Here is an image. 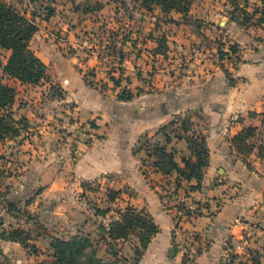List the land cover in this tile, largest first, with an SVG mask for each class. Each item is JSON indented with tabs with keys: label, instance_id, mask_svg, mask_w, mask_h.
Wrapping results in <instances>:
<instances>
[{
	"label": "crops",
	"instance_id": "1",
	"mask_svg": "<svg viewBox=\"0 0 264 264\" xmlns=\"http://www.w3.org/2000/svg\"><path fill=\"white\" fill-rule=\"evenodd\" d=\"M256 8L263 9L264 0H194L187 16L172 11L176 49H170L169 41L167 54L150 53L138 69L143 76L153 71V87L141 76L131 77L144 89L132 90L130 100H118L97 95L80 73L70 71L64 79L66 94L77 104L79 120L69 134L51 125L39 131L47 184L60 188L72 178L83 190L84 183L104 185L102 200L112 208L102 216L106 225L119 217L115 208L128 205L153 217L159 232L136 264H182L186 249L191 250L190 264H232L233 245L242 240L264 252V156L259 154L264 143V21ZM221 43L237 44L241 61L233 52L220 59ZM185 116L192 121L188 132L181 126ZM29 118L31 124L48 122ZM84 122L88 131L80 134ZM246 127L256 132L247 139L250 151L240 152L234 137ZM195 130L208 148L202 180L158 168V156L150 154L157 145L166 146L182 168L184 158L196 159L185 135ZM111 191H119L114 201L108 198ZM1 240L3 253L12 245L22 247Z\"/></svg>",
	"mask_w": 264,
	"mask_h": 264
},
{
	"label": "rangeland",
	"instance_id": "2",
	"mask_svg": "<svg viewBox=\"0 0 264 264\" xmlns=\"http://www.w3.org/2000/svg\"><path fill=\"white\" fill-rule=\"evenodd\" d=\"M8 1L38 23V31L30 45L47 64L50 80L26 86L8 77L3 65L10 52L0 48V79L16 88L11 111L16 118V127L21 129L20 135L8 133L0 140V264H52L56 259L50 244L52 246L57 238L72 240L75 237L87 239L89 243L75 245L67 253V264H74L70 260L75 253L78 262L85 261L84 253H90L92 249H97L98 255L107 262L136 264L134 244L139 241L136 235H131L127 243L111 241L109 246L105 243L102 226L106 221L96 213L97 207L107 205L102 200L104 185L84 183L83 190L80 182L72 178H69L70 184H60V188L47 184L42 168L47 156L41 149L43 133L39 131L51 125L53 131L59 129L69 134L71 124L79 120L77 104L67 99L66 94L64 79L70 71L80 73L97 95L114 96L118 100L125 87L136 93L144 89L131 77L141 76L153 87V71L148 70L149 73L143 76L138 69L151 58L150 53L167 54L169 41L173 42L170 49H176L174 17L164 15L159 8L147 10L139 0ZM122 50L129 58L122 64L123 75L120 72ZM111 75L120 80V86H116ZM147 84L146 87L151 89ZM83 98L89 100L90 96ZM29 116L46 118L48 122L31 124ZM87 122L95 124L92 120ZM85 124L79 126V130L81 127L87 132ZM76 128L71 133L78 131ZM13 226L24 229L25 245H12L6 248L5 254L1 249V234ZM125 243L131 245L130 251ZM115 253L118 256L115 257ZM260 253L251 248L249 260L264 264V252ZM241 262L248 264L246 259Z\"/></svg>",
	"mask_w": 264,
	"mask_h": 264
},
{
	"label": "trees",
	"instance_id": "3",
	"mask_svg": "<svg viewBox=\"0 0 264 264\" xmlns=\"http://www.w3.org/2000/svg\"><path fill=\"white\" fill-rule=\"evenodd\" d=\"M139 1L147 8V10L151 11L155 8H159L166 16L174 10L187 16L194 2V0ZM258 11L260 12V21H264V8ZM243 12L245 13V18L247 20V13L246 11ZM232 18H236V15L232 14ZM37 31L38 23L35 19L30 18L25 11H22L12 2L8 0H0V48L10 51L7 62L3 65L5 75L15 78L22 83L29 84H39L42 81L50 80L47 64L34 52L30 45ZM220 45L222 46V43ZM230 49L236 54V60L241 61L238 55L239 48L237 44H231ZM218 53L220 59L227 57L230 58V55L221 48H219ZM124 58L125 51L122 50L120 53L121 75L125 73V69L122 67ZM110 78L115 82L116 86H120L121 82L115 77V75H111ZM122 92V94L118 95L120 100H130L135 95L129 87L123 88ZM15 95L16 88L4 83L3 80L0 79V140L8 133H12L14 136L20 135L21 129L19 130L18 127H16V118L11 111L12 105L15 101ZM181 126L186 132L190 129L192 130V121L189 116L182 118ZM255 132L256 128L246 127L234 137V143L240 152L250 151L252 146L248 143L247 139L253 137ZM185 135L196 159L184 158L183 161L185 166L183 168L175 161L173 153L166 150V146L157 145L153 148L154 150L150 154L158 156V159L155 160V164L158 168H162V170L168 172L174 169L186 179L196 178L201 181L204 175L203 167L207 163L208 156V148L206 146L205 138L196 130L192 133H186ZM259 154L260 156H264V143L259 147ZM118 193L119 191L109 192V200H116ZM97 208H99V210L97 209L96 213L104 217L112 210L111 207ZM114 210L119 217L109 222L108 225L103 224L105 227L102 226L105 243L109 246L111 241L127 239L131 235H136L139 239V245L134 247L137 262L143 253V249L147 248L152 236L159 232V226L148 212L139 210L132 205H128L124 208L118 207ZM24 232L23 228L13 226L12 229L4 231L1 234V238L17 241L22 245H25V238L23 237ZM83 240V238L81 239L79 237H75L72 240L57 238L55 243H52L54 249L53 254L56 259L52 264H67L65 262L67 253L73 249L75 245L84 242L89 243V240ZM84 254L86 255L85 261L81 260L78 262V255H76V253L72 254L70 261L74 264H116L115 262H107L103 260L98 255L97 249H92L90 253L86 252ZM114 256H118V253H115ZM231 259V261H235L236 256L232 255ZM190 262L191 258L185 255L182 264H190ZM253 263L261 264L259 261Z\"/></svg>",
	"mask_w": 264,
	"mask_h": 264
},
{
	"label": "built area",
	"instance_id": "4",
	"mask_svg": "<svg viewBox=\"0 0 264 264\" xmlns=\"http://www.w3.org/2000/svg\"><path fill=\"white\" fill-rule=\"evenodd\" d=\"M230 45H227V46H221V45H219L218 47L221 48L223 51H225L227 53H232V51L230 49ZM79 133L80 134L81 133H85V131L81 130V127H80ZM189 235H190V237L191 236L193 237L194 236V233L191 232ZM233 248L234 249H233V251H232V253L230 255V262L232 264H244V263L241 262L244 259L247 260L248 264H254L253 261H250L251 258L249 260V256H250L249 252H250V249L252 247L249 245V242L247 240H242V241L238 242L237 244H234L233 245ZM185 255H187L189 258H191V256H192L191 250L186 249ZM232 255H235L236 256L235 261H231L232 260L231 259V256Z\"/></svg>",
	"mask_w": 264,
	"mask_h": 264
}]
</instances>
